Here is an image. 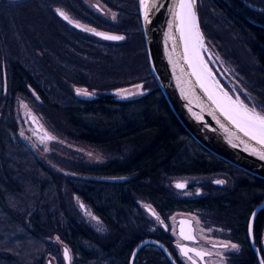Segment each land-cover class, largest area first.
Here are the masks:
<instances>
[{
  "label": "trees",
  "instance_id": "trees-1",
  "mask_svg": "<svg viewBox=\"0 0 264 264\" xmlns=\"http://www.w3.org/2000/svg\"><path fill=\"white\" fill-rule=\"evenodd\" d=\"M55 1L43 8L36 0H0V83L4 79L9 87L4 95L0 90V264H46L49 257L63 264L56 238L70 251V264H128L141 239H167L161 230L148 231L138 198L161 213L198 209L213 219L246 221L252 205L264 196V181L246 172L222 195L176 198L166 185L173 177L235 168L198 144L169 109L148 69L136 10L132 43L141 50L142 77L95 87L84 83V77L119 74L102 60L119 55L130 40L108 42L69 27L53 6L62 4L73 14H78L74 3L83 13L88 9L80 0ZM196 9L206 45L238 83L241 98L247 105H264V0H196ZM61 33L73 41L65 43ZM81 55L90 61H80ZM140 81H147L148 91L126 98H84L70 89V83L108 90ZM27 87L39 97L38 114L49 131L104 154L105 162L87 166L97 178L57 175L19 139L10 108L16 95L28 94ZM69 194L98 216L106 226L103 235L77 219ZM259 215L264 220V209ZM133 264L171 263L147 245Z\"/></svg>",
  "mask_w": 264,
  "mask_h": 264
},
{
  "label": "rangeland",
  "instance_id": "rangeland-1",
  "mask_svg": "<svg viewBox=\"0 0 264 264\" xmlns=\"http://www.w3.org/2000/svg\"><path fill=\"white\" fill-rule=\"evenodd\" d=\"M7 3H17L22 0H4ZM62 0L55 1L56 3ZM37 5L42 4L44 8L45 4L50 2V0H36ZM81 4L88 9V14L83 13L77 5L74 3L73 7L78 12V14H73L70 10L63 7L59 3L56 6H53V10L56 15L57 10H61L69 17L72 21L69 23L67 20H63L69 27H76L80 25V29L83 30L85 27L93 29L95 31H103L113 33L119 36L124 37L122 40L117 41H108L114 43H121L129 41L128 45H125L123 52L119 55H112L110 61L108 57H104L102 60L103 64L109 63L112 67L113 72L119 70V74L113 75V78H110L108 75H87L81 80L85 83H91L95 87H101L108 85L113 79L119 80L123 78H141L143 73L141 70V56L140 48L138 43H132V39L135 37L134 27H133V12L136 10L137 14V2L133 0H80ZM94 4H97L100 8V11L94 8ZM86 9V10H87ZM91 12V14H89ZM98 17L101 20H96L95 17ZM27 20V19H26ZM100 21L102 25H100ZM99 22V23H98ZM107 23V24H105ZM83 32L88 33L91 36H94L90 31ZM61 38L65 43L70 44L73 41V38L69 34L61 33ZM49 40L51 36H46ZM107 41V40H106ZM48 44V43H46ZM66 46V45H64ZM207 46V45H206ZM202 48V56L204 62L206 63L207 70L211 74V79L215 82V86L222 92L227 93L233 99H239L243 103L244 100L241 98V93L239 91V85L235 79L229 73V70L222 63V60L214 54L211 49L207 46ZM71 48V47H66ZM39 57H42V54L39 50L36 51ZM30 58V57H28ZM89 62L90 59L88 56L81 55V59ZM31 62H34L31 60ZM121 72V73H120ZM124 75V76H123ZM70 76H74L72 73ZM129 79V80H130ZM3 79L0 83L1 94H5L9 90L7 81ZM147 81L133 82L128 85L108 89V90H99L97 88H89L88 86L76 85L75 83H70V89L76 96L91 98L103 94H110L116 98H126L131 97L136 94H145L148 90L146 87ZM28 94L22 95L18 94L13 98V103L10 108L11 119L16 124V135L22 140L35 154L37 158L41 160L46 166H48L55 174L62 176H92L97 178L95 174L88 173L87 166H96L105 162V156L99 149H95L80 143L67 140L63 137L56 136L53 134L45 125V121L38 114L40 99L35 92L29 87ZM242 90V89H241ZM80 92H86L88 95L78 94ZM244 92V91H243ZM249 100V99H248ZM249 103V102H248ZM246 104V103H245ZM247 105V104H246ZM249 106H251L249 104ZM224 172L211 173L208 175H183L178 177H173L168 179L166 185L173 192L174 197L176 198H196L204 196L206 191L213 194L221 195L226 190H230L235 186V181H241V177L238 173L240 171L228 168L223 170ZM83 173V174H82ZM117 179H124V177H119ZM223 181L221 186L213 185L214 181ZM177 182H183L187 185L186 189L176 188L175 185ZM68 200L72 204L74 213L77 219L82 222L84 225L90 227L97 234H104L106 226L98 218V216L92 211V209L85 203H83L75 194H69ZM138 205L140 207L146 205L151 209L154 206L147 201L146 199L138 198ZM83 205V207H81ZM142 209V208H141ZM155 209V208H154ZM156 210V209H155ZM143 211V210H142ZM157 211V210H156ZM191 211V210H190ZM161 216L162 220L166 224L168 231L173 232L174 229V217L175 216H187L194 219V228L195 233L199 237H216L227 239L230 236V231L226 226L220 222H227L222 220L213 219L211 214L206 210H194L193 212L184 213L183 210L174 209L165 213L157 211ZM145 218L148 220L149 227L148 231L153 234L157 233L160 229L159 224L155 222L151 216L143 211ZM218 221V222H216ZM54 242L59 245L60 257H61V248L63 243L54 239ZM227 251V250H226ZM226 251H213L221 255L227 254ZM70 252V251H69ZM52 264H57L56 260L53 257H49ZM71 262V254H70ZM208 264H227L226 259L221 257V259H207ZM184 264H186L184 262Z\"/></svg>",
  "mask_w": 264,
  "mask_h": 264
},
{
  "label": "water",
  "instance_id": "water-1",
  "mask_svg": "<svg viewBox=\"0 0 264 264\" xmlns=\"http://www.w3.org/2000/svg\"><path fill=\"white\" fill-rule=\"evenodd\" d=\"M136 2L148 69L179 124L210 154L264 181V159H261L264 146L244 136L227 121L217 110L216 105L208 100L205 92L196 84V79L190 76L191 69L188 68V65L183 60L178 61L183 50L179 33L174 30L173 13L176 0H146L149 5H155V7L147 9L142 7L141 0H136ZM93 6L100 11L97 4L93 3ZM146 12L147 20L145 19ZM195 13L202 44L206 46L198 23L196 0ZM58 16L63 19L60 15ZM170 22H172L171 26ZM95 32L119 36L109 32ZM91 33L93 34V32ZM93 35L101 40H107ZM174 49L175 51H173ZM177 184H183V188L186 186L183 182H177ZM263 208L264 200L251 211L248 217L249 236H251L252 223L257 213ZM143 209L149 215L156 216L152 214L154 211L150 207L144 205ZM177 220H188L189 225H191V221L187 218L181 217ZM147 245L157 247L171 264H177L166 247L152 238H144L138 241L130 253L128 264H133L137 253ZM65 249L68 251V259H65ZM61 256L63 264H70V253L66 246H62ZM46 264L52 263L47 260Z\"/></svg>",
  "mask_w": 264,
  "mask_h": 264
},
{
  "label": "snow or ice",
  "instance_id": "snow-or-ice-1",
  "mask_svg": "<svg viewBox=\"0 0 264 264\" xmlns=\"http://www.w3.org/2000/svg\"><path fill=\"white\" fill-rule=\"evenodd\" d=\"M141 5L145 9L155 7V5H149L146 0H141ZM57 13L69 23L72 22L63 11L58 9ZM173 15L175 22L174 30L179 33L180 40L183 42V54L178 58V61L183 60V62L188 65V68L191 69L190 76L195 77L196 84L205 92L208 100L216 105L217 110L227 121L234 125L244 136L264 146V105L253 103L249 106L239 99H233L227 93L223 92L218 96L207 85V81L210 79L211 74L200 58L198 51V49L203 47V44L196 22L195 0H176ZM145 19H148L147 12L145 14ZM171 24L172 22H170V26ZM76 27H80V25L77 24ZM83 30L93 32V34L107 40L124 39L122 36L106 35L86 27ZM173 51H175V49ZM213 83L215 85V82ZM78 94L88 95V93L80 91H78ZM261 159H264V153H261ZM217 183L222 184L224 182L217 181ZM176 187L183 188L184 185L177 184ZM81 207H83V205H81ZM152 214L155 215V212H152ZM180 223L183 225L184 221ZM180 236L181 239L184 240H194L192 235L185 234L183 227H181ZM178 247L180 252L185 256H187L189 252H194L196 256L203 255L202 252L196 251L195 249L185 246ZM231 247L235 248L236 245H231ZM65 259H68L67 249H65ZM261 264H264V261H262Z\"/></svg>",
  "mask_w": 264,
  "mask_h": 264
},
{
  "label": "flooded vegetation",
  "instance_id": "flooded-vegetation-1",
  "mask_svg": "<svg viewBox=\"0 0 264 264\" xmlns=\"http://www.w3.org/2000/svg\"><path fill=\"white\" fill-rule=\"evenodd\" d=\"M234 168L235 170L237 169L238 171H240V173L238 174L240 175L241 180L246 178V176L243 174L245 173L244 171L236 167ZM218 172H224V171L223 170L216 171L215 173H218ZM247 182H248V177H247ZM212 184L216 186L222 185L220 183H216V181L212 182ZM186 188H187V185L185 186L184 189ZM229 191H231V189L226 190L225 192L223 190L222 194L227 193ZM206 192L208 193L209 191H206ZM207 193L204 195H207ZM263 200H264V196L261 199H259L255 204L252 205V207L250 208L248 212L246 221L244 222H228L227 221L225 223L220 222L221 224H223V226L225 225L226 228L231 233L227 239L197 236L195 233V228H194V219L189 218L187 216H175L173 219L174 220L173 232H169L161 216L153 208V211L155 212L156 216L155 217L151 215L150 216L155 222L159 224V227H160L159 230H161L165 235H167L166 236L167 239H166V243L163 242V240L159 238L157 239L152 238V239H155L161 242L166 247L170 256L174 259V261L177 264H184V262L186 264H193V262L194 264H208L206 262L207 259H221V257H224L226 259L227 264H261V262L264 261V220L260 219L259 212L262 211L264 208L261 209L257 213L252 223L251 236H249V232H248V217L251 211L253 210V208L256 205H258L260 202H262ZM179 210H182V209H179ZM143 211L146 212L144 209ZM193 211L194 210L192 209L183 210L184 213L193 212ZM181 217L189 219V221H191V225H189L190 222H188V220H180V221L177 220ZM181 221H184L183 225H181L180 223ZM181 227L184 228L185 234L192 235L194 237V240L181 239V236H180ZM157 233L159 232L157 231ZM231 245H236V247L233 248L231 247ZM178 246H185L187 248L195 249L196 251L202 252L203 255L196 256L194 252H189L188 255L185 256L180 252ZM216 250L217 251L227 250L226 251L227 254L221 255L218 253H214L213 251H216Z\"/></svg>",
  "mask_w": 264,
  "mask_h": 264
},
{
  "label": "bare ground",
  "instance_id": "bare-ground-1",
  "mask_svg": "<svg viewBox=\"0 0 264 264\" xmlns=\"http://www.w3.org/2000/svg\"><path fill=\"white\" fill-rule=\"evenodd\" d=\"M180 42H181V46H182V50H183V42L180 40ZM203 48V47H202ZM202 48H200V49H198V51H199V54H200V58L202 59V61L204 62V59H203V56H202ZM204 65H206V63L204 62ZM207 67V66H206ZM195 78V77H194ZM207 85H208V87L210 88V89H212L215 93H216V95H221V92L222 91H220L219 89H217V87L214 85V83H213V81H212V79H211V77H210V79H208V81H207ZM223 93H225V92H223Z\"/></svg>",
  "mask_w": 264,
  "mask_h": 264
}]
</instances>
